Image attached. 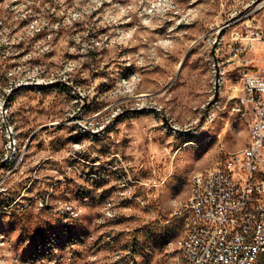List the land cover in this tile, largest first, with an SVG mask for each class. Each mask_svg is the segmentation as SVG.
I'll return each mask as SVG.
<instances>
[{
    "label": "rangeland",
    "instance_id": "obj_1",
    "mask_svg": "<svg viewBox=\"0 0 264 264\" xmlns=\"http://www.w3.org/2000/svg\"><path fill=\"white\" fill-rule=\"evenodd\" d=\"M263 2L0 0V264H179L176 204L248 143L226 59Z\"/></svg>",
    "mask_w": 264,
    "mask_h": 264
},
{
    "label": "built area",
    "instance_id": "obj_2",
    "mask_svg": "<svg viewBox=\"0 0 264 264\" xmlns=\"http://www.w3.org/2000/svg\"><path fill=\"white\" fill-rule=\"evenodd\" d=\"M244 34L235 31L229 45L228 66L236 67L239 94L228 106L248 116L249 148L196 173L189 197L176 204L174 214L186 225L177 242L183 264H251L252 257L264 255V57H244L254 44L264 53V19L246 26ZM236 170H243V178H236Z\"/></svg>",
    "mask_w": 264,
    "mask_h": 264
},
{
    "label": "water",
    "instance_id": "obj_3",
    "mask_svg": "<svg viewBox=\"0 0 264 264\" xmlns=\"http://www.w3.org/2000/svg\"><path fill=\"white\" fill-rule=\"evenodd\" d=\"M211 54H212V57L215 59V55H214L213 51L211 52ZM219 74H220V73H219L218 67H217V65H216V71H215V82H214V96H213V99H211V100L207 103V109L210 107V105H211L212 103H214V102L217 100L218 88H219V78H220V75H219ZM35 84H37V83H23V84H19V85L15 86L14 89H12V91L15 90V89H17V88L20 87V86L35 85ZM142 109H144V108H143V107H139V108H137L136 110H142ZM150 109L153 110L154 108H150ZM207 109H205L203 115L201 116L200 121H199V124L202 123V121H203V119H204V117H205V115H206ZM170 128H172V129H174V130H176V131H180V132H181V130H179V129L173 127V126H170Z\"/></svg>",
    "mask_w": 264,
    "mask_h": 264
},
{
    "label": "bare ground",
    "instance_id": "obj_4",
    "mask_svg": "<svg viewBox=\"0 0 264 264\" xmlns=\"http://www.w3.org/2000/svg\"><path fill=\"white\" fill-rule=\"evenodd\" d=\"M226 63H228V59H226ZM247 124H248V143H247L246 147L243 150H247L249 148L250 127H249L248 116H247ZM9 135H10V130H9ZM10 144H11V141H10L9 145ZM236 178H243V170H236ZM181 202H184V201H180V202H178V204H180ZM259 256L260 255H256V257H252L251 264H255L257 262ZM179 264H183V260H180Z\"/></svg>",
    "mask_w": 264,
    "mask_h": 264
},
{
    "label": "trees",
    "instance_id": "obj_5",
    "mask_svg": "<svg viewBox=\"0 0 264 264\" xmlns=\"http://www.w3.org/2000/svg\"><path fill=\"white\" fill-rule=\"evenodd\" d=\"M236 102V100L235 99H231V100H229L228 102H227V104L226 105H230V104H232V103H235Z\"/></svg>",
    "mask_w": 264,
    "mask_h": 264
}]
</instances>
